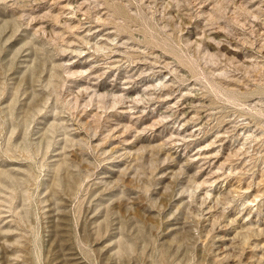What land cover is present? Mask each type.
<instances>
[{"label":"rangeland","instance_id":"1","mask_svg":"<svg viewBox=\"0 0 264 264\" xmlns=\"http://www.w3.org/2000/svg\"><path fill=\"white\" fill-rule=\"evenodd\" d=\"M0 264H264V0H0Z\"/></svg>","mask_w":264,"mask_h":264}]
</instances>
